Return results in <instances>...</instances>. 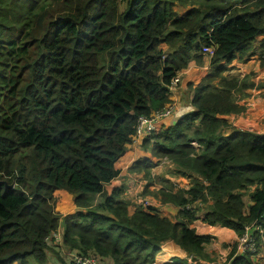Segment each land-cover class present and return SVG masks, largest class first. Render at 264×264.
<instances>
[{
  "label": "trees",
  "instance_id": "16d2710c",
  "mask_svg": "<svg viewBox=\"0 0 264 264\" xmlns=\"http://www.w3.org/2000/svg\"><path fill=\"white\" fill-rule=\"evenodd\" d=\"M258 35L252 52L263 65L264 0H0V264H47L46 237L59 225L51 256L60 264L62 247L110 264H150L167 239L207 259L212 236L190 226L197 217L238 235L249 224L264 228V132L222 129L224 115L244 110L232 91L254 85L222 72ZM202 47L212 53L192 109L141 137L174 172L193 176L161 194L177 218L150 205L128 213L122 187L106 194L103 186L118 173L137 116L168 102L170 79L201 63ZM151 166L142 156L127 170L147 176ZM58 188L72 194L70 213L53 210ZM195 201H209L199 215L187 206ZM229 257L253 264L247 251Z\"/></svg>",
  "mask_w": 264,
  "mask_h": 264
},
{
  "label": "rangeland",
  "instance_id": "374dc122",
  "mask_svg": "<svg viewBox=\"0 0 264 264\" xmlns=\"http://www.w3.org/2000/svg\"><path fill=\"white\" fill-rule=\"evenodd\" d=\"M172 9L178 11L179 13H182L185 10L186 6H181L178 5L176 3H174L172 6ZM254 41L252 43H250L248 49L253 51L255 49V46L253 44ZM159 46L162 49V53L165 55L168 51V47L165 43H160ZM245 52V51H244ZM240 52L236 54V56L238 55V59H236V61H239V59L241 58V55L244 54ZM253 53V52H251ZM203 57H205V59L207 58L208 60V56L207 54L202 55L201 58V63H202V59ZM199 63V64H201ZM237 68L230 67L228 64L226 65L225 70L222 72L223 75H225L227 78H234L237 80L238 84H242L244 81L245 83H249L246 82L247 79L250 78L249 74L246 75H239V73L236 70ZM207 71V70H206ZM231 71V72H230ZM202 78H200L201 80ZM199 80V81H200ZM218 78L213 79V82L215 84H217ZM262 81V80H261ZM264 81V79H263ZM193 87V86H192ZM192 87L191 85H189V89L191 90V94H192ZM233 96H243V89L241 90H234L232 91ZM189 94V91H188ZM191 97V95H190ZM238 100V99H237ZM264 106V104H263ZM229 114V113H228ZM222 129L224 131L227 130L226 126H223ZM254 130V129H252ZM130 142V141H129ZM193 145H195V142H191ZM139 146L140 149L142 150V152H148L150 157V161L152 162V166L148 169L147 172V176L144 175L143 171H139L141 173V178L140 179V184L138 183H134V186L131 187V189L129 187H124V185H120L122 187V189H120L119 191V197L126 200L127 201V205L130 206L129 209H134L135 207L139 206L138 203V199L141 201H146L148 205L152 206L154 209H156L157 212H159L160 207H167L172 206L173 204L171 203H162L161 201V194L162 192H168V191H176L177 189L180 188H187L188 185L192 182L193 176H187V175H183L180 173H176L174 172L173 169V165L170 162V160L166 159L164 156H158V155H153L149 148L146 146L147 149H144L141 141L139 142ZM140 157V156H139ZM138 157V158H139ZM108 185V184H106ZM128 186L132 185V184H127ZM135 189L133 194L132 193V189ZM104 192L106 193V190H104ZM53 210L57 213H59L60 215H64L67 213H70L73 208L71 209L70 206L64 208L65 206L63 205H59V199L60 196L56 194V191H53ZM100 199V196H96V200ZM70 202V201H68ZM209 201H205L204 203H201L200 201H195L189 205H187L188 207H198V212L197 215L202 213V209L205 208L206 204ZM244 202H247V196L244 195ZM168 204V205H167ZM140 207V206H139ZM173 210H170L168 208L169 211V218L171 220H174L175 218H177L176 216V210H177V206L173 205ZM193 221H199L202 222L200 220L199 217L195 218L192 220V222L190 224L193 223ZM204 224H206L205 222H203ZM208 225V224H206ZM217 229H215L214 227H209V229L207 230L208 234H210L212 236V238L210 239V241L208 243L205 244V252L207 253V259L204 258H200V257H196L195 259L192 258V256L189 253L186 252H182L180 254H176V255H171L167 258V260L163 263V264H181V263H185V264H228V260H229V256L231 254L232 249H234V254H237L238 252H248V255L251 258V261L253 264H264V228H262L261 226L255 225L253 227V229L251 230L250 224L247 226V231L249 234H251V236L254 239V246L249 247L250 250H243L247 247H244L243 249H237V241L240 235L236 234L233 230H231L232 232L227 233V229L226 227H220L219 225H214ZM226 230V231H225ZM229 230V231H230ZM251 230V231H250ZM57 232V230H55ZM162 243V242H161ZM59 246V245H58ZM58 246L56 248H52L53 251H55L56 249L59 250ZM63 251L65 248H63ZM52 250L47 251L48 253V262L47 264H60L58 262V260L54 257L52 258ZM160 250V249H159ZM158 250V251H159ZM183 250V249H182ZM157 251V253H158ZM61 254L59 253V256L62 258L61 263L62 264H69L68 262V258L67 256H65L62 251H60ZM155 256L153 258V261L150 264H155ZM177 261H179L177 263ZM101 264H110L109 260H107V258H104V260H101ZM157 264H162V263H157Z\"/></svg>",
  "mask_w": 264,
  "mask_h": 264
},
{
  "label": "crops",
  "instance_id": "0c3cea01",
  "mask_svg": "<svg viewBox=\"0 0 264 264\" xmlns=\"http://www.w3.org/2000/svg\"><path fill=\"white\" fill-rule=\"evenodd\" d=\"M261 37L262 35L256 36L250 43L254 41L253 44L256 45L257 40ZM251 52L252 51L248 49L244 52L243 55H241L239 61H236V59H238L237 55L228 63L230 67L234 66L235 68H237L236 70L239 75L242 76L249 74L250 78L247 79L246 82H251L254 85L246 86L245 88H243V96H237L238 100L236 99V103L243 105L244 110L236 114L229 113L224 115L226 121L229 123L226 131H230L232 128H239L247 130L254 129L252 131L255 132H264V89L261 87H255V84L257 82L264 79V64L260 65L257 55ZM207 65L208 60L207 58L205 59V57H203L201 64L189 62L185 68H182L176 72L179 77L178 83L176 85V88L173 89L168 95V102L172 104L175 112L171 116L165 117V119L161 121L162 124H169L170 122L175 120L178 115L192 109L190 103L191 90L189 89V85H191L192 87L199 82L200 78H202L206 74ZM140 141V138H131L130 142L125 144L123 153L114 162V167L118 170L117 175L110 179L103 186L104 190H106V194L111 193L114 188L120 187V185L122 184L124 185V187H129L130 189L134 186V183L140 184V179L142 180L141 173L139 171L127 170L128 165L139 156L150 157L148 152L143 153L140 149ZM127 184L132 185L128 186ZM54 190L56 191V194L60 196L59 205L61 204L65 206L64 208L70 206L71 209H74V203L72 201L71 193L62 188ZM134 190L135 189L133 188L132 193L130 194L134 195ZM139 202L141 203V200L138 199V203ZM172 206L168 205L167 207H160L158 213L162 216L169 217L168 208L170 210H173ZM129 208L130 206L127 205V212L131 213L133 209ZM190 226H192L197 233H206L208 232L207 230L209 229V227H214L215 229H217L214 225H206L203 222L199 221H193ZM220 227L225 228V226ZM226 229L227 233L232 232V229L230 230V228L227 227ZM56 230L59 234H61L62 226L59 225ZM182 252L185 251L182 250V248L175 242L170 239L164 240L160 244V250L158 251V253H156L154 262L155 264H163L169 256L180 254Z\"/></svg>",
  "mask_w": 264,
  "mask_h": 264
},
{
  "label": "built area",
  "instance_id": "2783aa9c",
  "mask_svg": "<svg viewBox=\"0 0 264 264\" xmlns=\"http://www.w3.org/2000/svg\"><path fill=\"white\" fill-rule=\"evenodd\" d=\"M202 51L207 54L209 57L212 53V50L210 47H202ZM179 77L177 73L170 79L167 87L169 93L176 88V85L178 83ZM168 93V95H169ZM174 109L171 103L166 102L160 109L151 111L148 115H139L136 118V123L134 126V131L130 135L131 138H140L143 137L146 133L154 132L156 131L159 126L162 124L161 121L165 119V117L171 116L172 113H174ZM147 202L141 201L140 205L143 209L147 208ZM247 226H245V229L240 234L238 241H237V249H243L244 247H247L243 250H250L249 247L254 246V239L251 236V234L248 233L246 230ZM47 243L52 246L56 247L60 244V234L58 232H51L46 237ZM62 253L67 256L69 264H101V259L93 254H77L74 251H68L66 249L61 250Z\"/></svg>",
  "mask_w": 264,
  "mask_h": 264
},
{
  "label": "water",
  "instance_id": "95a60500",
  "mask_svg": "<svg viewBox=\"0 0 264 264\" xmlns=\"http://www.w3.org/2000/svg\"><path fill=\"white\" fill-rule=\"evenodd\" d=\"M7 186H11L12 184L11 183H9V184H6Z\"/></svg>",
  "mask_w": 264,
  "mask_h": 264
},
{
  "label": "clouds",
  "instance_id": "9594fccd",
  "mask_svg": "<svg viewBox=\"0 0 264 264\" xmlns=\"http://www.w3.org/2000/svg\"><path fill=\"white\" fill-rule=\"evenodd\" d=\"M140 205V204H139Z\"/></svg>",
  "mask_w": 264,
  "mask_h": 264
}]
</instances>
